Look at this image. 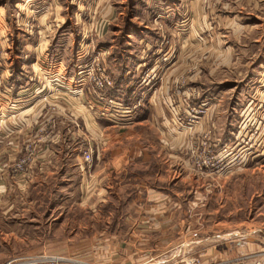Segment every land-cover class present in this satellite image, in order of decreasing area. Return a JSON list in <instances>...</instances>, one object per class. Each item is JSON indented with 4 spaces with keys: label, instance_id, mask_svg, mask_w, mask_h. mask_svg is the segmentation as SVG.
<instances>
[{
    "label": "rangeland",
    "instance_id": "rangeland-1",
    "mask_svg": "<svg viewBox=\"0 0 264 264\" xmlns=\"http://www.w3.org/2000/svg\"><path fill=\"white\" fill-rule=\"evenodd\" d=\"M164 12L171 13L162 19L167 31L159 20ZM171 19L179 20L173 23L183 46L178 59L172 48V59L155 73L158 83L171 89L166 119L179 135V149L169 150L150 126L146 95L134 92L129 104L139 103L142 110L137 114L134 108L135 117L148 122L142 138L123 147L138 143L149 159L129 160L97 150L90 133L81 140L79 115L68 98L72 112L63 114L64 106L33 91L32 81L42 84V73L48 74L42 64L28 61L97 59L112 77L101 59L154 60L142 47L129 44V30L156 23L168 45L177 36L169 29ZM150 35L154 47L158 35ZM4 50L15 59L0 58V90L7 91L1 97L5 136L0 150L11 155L3 162L4 174L0 171V264L37 255L69 259L62 264H125L127 253L135 261L130 264L145 263L140 252L131 253L145 242L139 221L149 214L143 213L144 199L135 192L139 183L168 193L169 200L160 214L167 216L164 231L148 234L150 241L144 243L152 258L146 264H213L220 258L209 260L214 249L221 255L246 241L248 247L264 246V0H0V57ZM32 69L42 75L34 77ZM84 86L99 95L86 80ZM22 87L35 95L30 102L13 97ZM111 94L123 102L122 95ZM38 98L44 102L32 132L35 121L16 123L22 115H15L29 107L18 104L27 106ZM93 112L104 126L119 118L110 109ZM69 114L73 124L63 129L68 133L51 142V129L57 128L48 127L49 115L57 116V125ZM229 127L231 141L224 138ZM89 147L91 165L80 167L76 156ZM24 157L31 158L29 171L19 174L14 164Z\"/></svg>",
    "mask_w": 264,
    "mask_h": 264
},
{
    "label": "crops",
    "instance_id": "crops-1",
    "mask_svg": "<svg viewBox=\"0 0 264 264\" xmlns=\"http://www.w3.org/2000/svg\"><path fill=\"white\" fill-rule=\"evenodd\" d=\"M170 14L171 13L169 12H164L162 15H160L159 20L167 21L168 16ZM177 21L179 20L171 19L169 29H173V31H175L177 36L174 43H170L168 45L164 43L165 40L164 38L161 37L163 31L157 27L156 23L153 25L152 23H150L149 26L151 27L147 25L143 26V30L142 29L133 30V31L129 30V34H131V39H129V44L131 42L132 43L131 46L133 47H142L143 54L147 52L148 54L154 55L153 61L152 59H142V57L141 59H101L102 62L107 66V68H109L111 72L110 74L112 75L114 81L118 78H122L123 80H129V83H132V89L130 91L132 92V94H134V92H137L141 96L146 95L148 97V99L146 100V104L148 105V108L151 109V119H152L151 121H149V124H151L150 126L154 127L156 130H158L159 134H161V136H159V140L167 144L165 146H167L169 150L179 149V145L177 142L179 139V135L176 134L177 131L173 129V125L171 124V122L168 119H166L167 114L170 113L169 92L171 89L170 87L169 89L166 88V85L162 86L161 84L158 83L160 77L157 75V73H155V70L160 68V64L165 65L166 59H172L171 58L173 56V54H171L172 48L176 52L175 54L176 59H178V55H177L178 48L180 49L183 45L179 44L180 40L178 37V25L177 24L174 25L173 23ZM159 26H161V24H159ZM165 28L167 31L168 28L166 27V24H165ZM152 33H157L158 35V40L156 41L157 43H155L154 47H152L153 41L151 40L152 35H150ZM229 48L232 49V46H230ZM247 50L248 47L244 45L242 48V52L246 54ZM0 58L15 59L14 57H9V52L7 50H4L3 55ZM88 62L89 61L86 59H80V56H78L76 59L49 60V59L35 58L32 59L31 61H28V64H30L31 66H34L37 63L42 64L44 71L47 72L48 74L45 75V73H42L44 74V76H42L43 82L42 84H39L40 85L39 86L36 83L37 78L34 79V77L41 76L42 74L36 75V71L32 69V73L34 74V77L31 78H33L34 80L32 81L33 83L32 82L31 83L33 86H35L33 91L36 92L35 93L36 95H43L46 98L49 96V99L52 98L53 101L59 103L61 107L64 106L62 107L63 114H65L64 112L66 110L72 112L70 110L71 107H74L76 109L75 111L77 112V115H79V120L82 126L79 129H77V132L79 136L82 135L84 136L83 138L81 137V140H83V142L84 140L86 141V137L90 133V136L95 138L97 150H102V152L105 153L109 152L111 157H120V158L124 157L125 159L131 160L133 159L132 157L139 156L143 160L149 159V153L147 152V150L144 149V146L140 147L138 143H133L132 145H127L123 147V144H126L127 142H133L141 139L143 134L142 133L143 125L147 126L148 122L145 120V118L138 119L135 117V114L136 113L139 114L140 110H142V107H140L139 103H137V105L134 104L136 105L137 112L136 113L133 112L132 119H128L127 116L126 117L121 116L118 118V121L114 123L105 122L107 126H104L103 124L99 123L92 116L94 113L93 108H97L98 110L99 109L104 110V113L111 108L103 106V104H101L100 101L97 100L96 93L90 92L88 90V87L84 86L85 80L80 73L86 65H89L91 63V61L89 63ZM4 67L5 68L4 71H2V74H3V81L5 82L7 80V75L4 74H6L8 69L7 66ZM146 70H149V72H151L149 73V76L147 78L142 77V74ZM141 72L143 73L141 74ZM167 79L168 76H165L164 74V80L167 81ZM2 86L4 87L5 84H2ZM126 88H128V86L123 87V89ZM2 91L3 93L0 90V102H1L0 110L2 108V103H3L1 97H6L7 95V91L4 90ZM112 92L118 96L122 95V90L120 89V87L116 88L114 86ZM30 93H31L30 88L22 87L21 89L17 90V92L14 94L15 96L13 97H15L16 101L19 100V101L30 102L35 97L34 94L31 95ZM27 96L30 98H25ZM52 96H56V97H52ZM65 98L66 99L68 98L70 100L71 102L70 108H69L70 104L67 103L68 101H66ZM43 102L44 101L39 100L38 98L37 100L32 101L27 106L22 107L20 104H18V107L21 109H23L24 107H28V106L29 107L27 109L24 108L23 110L17 112L15 116H19L20 113L22 116H24V113L29 112V110L31 114L26 118H23L22 116L19 117L16 123H21V124L24 123L25 125H28V124H32L35 121L33 127H31L32 132H34L39 117V114H37L38 111L37 109H39L42 106L41 104ZM84 109L88 110L89 114L91 115H89L88 112H84L83 111ZM49 114L51 113L49 112ZM109 114H113V113H109ZM69 116L70 118H68L66 115H62V119L57 122V125H56L57 116L56 118L55 117L53 118V125L56 126L57 130L53 131V129H51L52 130L51 137L53 136L51 142H56V140L59 139L60 135H62L63 133L64 134L68 133V131L64 132L63 129H67L68 126L73 124L71 115L69 114ZM74 124L77 125V122L74 121ZM6 125H7V121H5V126ZM2 128H0V140L3 139V137L5 136L4 133L2 132ZM61 129H62V133H61ZM232 134H233V128L231 127L230 130L226 133V135H224V138L227 137L228 138L227 141H231L233 138ZM172 145L175 146L174 149H172L173 148ZM6 153H8V151H6L5 149L0 150V171H2V174H4V172L6 171L5 169L6 166L3 167V162L10 160L11 158V155H6ZM76 157L79 160V165L81 167L83 165L82 155ZM82 175H84V173H82ZM135 192L136 195L138 194L142 199H144V205L141 206L143 208V213H145V211H148L149 213L148 215L144 214V216L140 217V221H139V223H141L143 227L141 233L139 234L145 236L146 239L144 243H147L148 245L150 241L149 237H147L148 234L153 235L154 233H162V231H164V228L162 227L164 222L166 221L167 216L163 217L160 214L162 213V210L166 208L167 202H169V200L167 199L168 193H165L164 191H161L157 188H154L152 185H148L145 183L137 184L135 188ZM177 204L178 203L174 202L171 205L172 207H177L178 206ZM160 237L162 236L161 235L158 236V238ZM144 243H140L139 245H137V247H135L134 251L131 250L130 251L131 253H135L136 251L138 253L140 252L142 254L140 255V257L147 258L146 262L143 263L146 264L152 258L149 259V256L151 255V249L148 248V246H146V244ZM247 244H248L247 241L243 242V244L239 248H236L235 251H230L229 253V251L225 250L221 253V255H217L218 251L214 249L212 251L213 255H210L211 257H209V260L211 258L220 256V258L213 260L214 262L213 264H233L234 262L235 263L239 262L240 264H245V263L253 264L255 262H261L264 264V246H259L257 248L255 246L254 248L252 245L248 247ZM127 248L130 249L131 247H127ZM232 252L235 254V256L231 255ZM127 255H128L127 258L126 257L123 258V263L125 264L126 263L130 264L132 262L135 263L134 258L131 256V254L127 253ZM251 257H253L252 261L250 262L246 261Z\"/></svg>",
    "mask_w": 264,
    "mask_h": 264
},
{
    "label": "built area",
    "instance_id": "built-area-1",
    "mask_svg": "<svg viewBox=\"0 0 264 264\" xmlns=\"http://www.w3.org/2000/svg\"><path fill=\"white\" fill-rule=\"evenodd\" d=\"M81 76L88 82L92 88L99 92V95H96L98 101H101L111 108V112L118 117H126L128 119L133 118L134 108L129 105H125L123 102H117L115 97L111 94L114 87L113 78L107 73L106 68L101 65L97 59L91 61V63L85 66L81 71ZM54 110V109H53ZM126 114V116H124ZM51 115V114H50ZM49 115L48 127H53V118ZM30 157H24L23 159L17 161L14 164V169L19 174H28V164ZM93 159V150L89 147L82 153V162L85 168L90 167ZM197 260V259H196ZM68 262L69 259L59 255H37L22 260H7L3 264H62ZM253 264H263L261 262H255Z\"/></svg>",
    "mask_w": 264,
    "mask_h": 264
},
{
    "label": "trees",
    "instance_id": "trees-1",
    "mask_svg": "<svg viewBox=\"0 0 264 264\" xmlns=\"http://www.w3.org/2000/svg\"><path fill=\"white\" fill-rule=\"evenodd\" d=\"M114 86L116 88H119L122 90V97H123V103L125 105L131 104V99L134 94H132L131 89H132V83H129V80H123L122 78H118L114 81ZM128 86V88L123 89V87Z\"/></svg>",
    "mask_w": 264,
    "mask_h": 264
}]
</instances>
